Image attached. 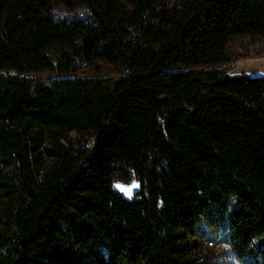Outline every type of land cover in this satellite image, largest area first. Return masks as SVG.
Masks as SVG:
<instances>
[{
	"label": "trees",
	"instance_id": "trees-1",
	"mask_svg": "<svg viewBox=\"0 0 264 264\" xmlns=\"http://www.w3.org/2000/svg\"><path fill=\"white\" fill-rule=\"evenodd\" d=\"M245 35L264 0H0V264H205V220L264 264V77L223 68ZM95 61L123 74L32 76Z\"/></svg>",
	"mask_w": 264,
	"mask_h": 264
},
{
	"label": "rangeland",
	"instance_id": "rangeland-1",
	"mask_svg": "<svg viewBox=\"0 0 264 264\" xmlns=\"http://www.w3.org/2000/svg\"><path fill=\"white\" fill-rule=\"evenodd\" d=\"M128 1V0H123ZM186 0H172V3L178 5ZM56 17H81L85 11L78 9H65L62 6L53 8ZM226 49L231 56L230 63L223 66L228 75H247L250 77H264V41L260 38L249 35L234 37L229 40ZM123 74V69L116 65H110L105 62L95 61L83 64L75 72L69 74H58L55 72L41 71L32 74L42 84H47L51 79L64 77H98L114 80ZM71 133L70 136H73ZM80 141L91 142L89 136L80 137ZM44 140L42 147L46 146ZM137 182L131 181L129 184L115 182L113 189L119 191L123 197L130 198L137 190ZM224 220L223 218H219ZM224 227V224H223ZM222 226L219 228L213 226L209 221H201L197 224L196 240L202 248V257L205 264H237L228 245L225 235L220 234ZM226 234V233H225ZM76 264H89L78 262Z\"/></svg>",
	"mask_w": 264,
	"mask_h": 264
}]
</instances>
